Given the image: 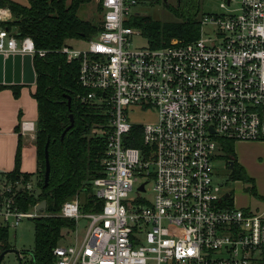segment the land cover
<instances>
[{
    "label": "built area",
    "instance_id": "1",
    "mask_svg": "<svg viewBox=\"0 0 264 264\" xmlns=\"http://www.w3.org/2000/svg\"><path fill=\"white\" fill-rule=\"evenodd\" d=\"M138 1L100 0L99 32L59 48L79 62L81 101L105 115L93 130L107 147L90 192L102 208L85 211L78 195L64 201L61 216L89 225L80 242L53 249V264H264V209L228 205L213 163L221 138L264 142V0H223L224 11L201 17L199 37L157 47L133 42L142 32L126 21ZM12 18L0 4V52L44 55ZM134 104L154 106L157 120H131ZM134 125L146 152L128 143ZM20 130L35 135L36 120L22 119ZM37 183L1 180L0 229L43 212L40 201H19Z\"/></svg>",
    "mask_w": 264,
    "mask_h": 264
},
{
    "label": "trees",
    "instance_id": "2",
    "mask_svg": "<svg viewBox=\"0 0 264 264\" xmlns=\"http://www.w3.org/2000/svg\"><path fill=\"white\" fill-rule=\"evenodd\" d=\"M27 1L23 3L17 0H0V4H8L11 7L13 18L10 24L18 28L19 35H31L38 48L48 50L44 55L36 53L33 59L36 70L33 96L36 98L38 110L35 132L37 170L21 171L22 139L19 138L15 167L10 171H0V182L7 178L37 176L40 193L36 195L29 191L20 192V205L27 209L46 199L47 209L34 218L35 246L32 251L20 252L28 253L29 257L27 260L20 257L19 264H53V249L63 238V230H74L76 227L74 219L60 214L64 201L84 191L86 210L100 209L103 204L102 200L95 201L89 193L92 180L104 174L102 158L107 140L105 136L94 132L93 128L105 121V115L98 107L81 101L78 96L83 90L78 82L79 62L68 60L66 54L59 50L68 38L90 39L102 28V18L94 21L79 15L80 6L91 0ZM180 5L181 9L173 7L176 14L181 16L177 21L163 24L151 15L134 13L126 22L140 27L147 44L154 47L168 44L174 38L193 40L199 37L201 32L198 3L196 0H181ZM98 10L102 12L100 0ZM22 85L27 83H1V86L11 87L15 95H19ZM71 113L74 115V124L62 137L63 131L71 122ZM131 135H134V138H128V143L141 147L145 152L149 150L150 146L142 139L140 125H134ZM48 138L51 168L48 183L45 184V145ZM221 142V157L228 161V165L233 161L231 177L252 181L244 166L238 162L235 141L221 138ZM247 188L251 193L258 195L255 184ZM227 204H233L232 193L227 197ZM245 210L260 211L250 208ZM11 249L9 230L0 229V254ZM4 258L5 255L1 264Z\"/></svg>",
    "mask_w": 264,
    "mask_h": 264
},
{
    "label": "rangeland",
    "instance_id": "3",
    "mask_svg": "<svg viewBox=\"0 0 264 264\" xmlns=\"http://www.w3.org/2000/svg\"><path fill=\"white\" fill-rule=\"evenodd\" d=\"M17 1L23 3L28 2L27 0ZM222 1L223 0H196L198 3L197 13L199 19H201L205 13L224 11V8L220 5ZM98 2L99 0H91L89 2L83 3L78 10L79 15L83 18L92 19L94 21L101 20L102 12L98 10ZM180 3L181 0H139L135 8L141 13L151 15L153 18L160 20L164 24L181 19V16L177 15L173 10V7L181 9L182 5H180ZM66 41L74 46L82 47L87 45V40L83 38H68ZM133 42L135 45H145L147 43V39L143 35H136L134 36ZM26 86L30 87L29 84ZM129 116L134 122L146 123L157 120L158 111L154 106L144 107L142 105L134 104L133 106L129 107ZM235 150L237 153L238 162L244 166L247 175L252 178V181L231 177L230 169L233 166L231 163L233 161H231L228 165V161L221 157L222 151L220 150H216V153L219 154V156H216L215 160L213 161L215 167V179L219 183H222V187L225 191H230L232 193V202L234 205L240 207H250L253 210H255L257 206L263 208L264 142H258L254 140H235ZM34 176L37 177L36 175ZM252 184L256 185L258 195L251 193L248 190L247 186ZM149 186H151V184H148V187ZM36 187L37 189L34 191V193L37 195L40 193L41 188L38 183ZM93 190L94 188L91 186L90 191L93 192ZM147 193L149 196L152 195L150 190H148ZM76 195L79 196L84 210L87 211V208L84 206L86 202V192L82 191ZM76 195H74V197ZM88 225L89 219L81 218L78 223L76 222V227L74 230H63V238L60 240V243L66 245L68 243L80 242L87 230ZM9 243L10 247L14 250H19L20 252L32 251L35 246L34 219L25 218L21 221L17 228H10ZM20 257H23L25 260H27L29 254L22 253L21 256H19L17 252L9 251L5 254L3 264H19Z\"/></svg>",
    "mask_w": 264,
    "mask_h": 264
},
{
    "label": "crops",
    "instance_id": "4",
    "mask_svg": "<svg viewBox=\"0 0 264 264\" xmlns=\"http://www.w3.org/2000/svg\"><path fill=\"white\" fill-rule=\"evenodd\" d=\"M135 12L141 13L138 10H135ZM1 83L6 82H0V171L14 169L19 138H21L22 158L20 169L22 172H35L37 170L35 135L22 133L20 130L22 119L26 117L37 119V101L33 96L35 84L29 83L30 87L22 85L19 95H15L11 87L1 86ZM263 209L264 207L257 206L255 210Z\"/></svg>",
    "mask_w": 264,
    "mask_h": 264
},
{
    "label": "water",
    "instance_id": "5",
    "mask_svg": "<svg viewBox=\"0 0 264 264\" xmlns=\"http://www.w3.org/2000/svg\"><path fill=\"white\" fill-rule=\"evenodd\" d=\"M230 1V0H228ZM36 81V70L33 63V58L31 53H11L5 55L0 52V82L6 83H34ZM69 105L71 102L69 100ZM71 122L65 128L62 133V137L65 132L74 124V115L71 113ZM49 143L50 138H48L45 145V158H46V171H45V184L48 183L50 174V157H49ZM233 164V162H231ZM231 164V165H232ZM143 187V184L141 185ZM227 193L226 195H228ZM37 210L45 211L47 209V200L43 199L36 205ZM10 251H15L21 256L19 250L11 249ZM6 252L0 254V264L3 260Z\"/></svg>",
    "mask_w": 264,
    "mask_h": 264
}]
</instances>
